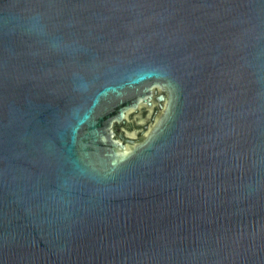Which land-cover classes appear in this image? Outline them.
Masks as SVG:
<instances>
[{
	"label": "water",
	"instance_id": "obj_1",
	"mask_svg": "<svg viewBox=\"0 0 264 264\" xmlns=\"http://www.w3.org/2000/svg\"><path fill=\"white\" fill-rule=\"evenodd\" d=\"M0 264H264V0H0Z\"/></svg>",
	"mask_w": 264,
	"mask_h": 264
}]
</instances>
